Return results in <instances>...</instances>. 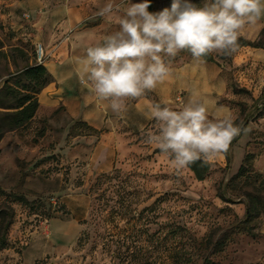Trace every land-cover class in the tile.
Segmentation results:
<instances>
[{"label": "rangeland", "instance_id": "1", "mask_svg": "<svg viewBox=\"0 0 264 264\" xmlns=\"http://www.w3.org/2000/svg\"><path fill=\"white\" fill-rule=\"evenodd\" d=\"M82 2L83 15L102 17L110 0ZM111 2L123 11L122 0ZM256 70L243 73L246 87L229 73L233 97L220 104L241 132L202 181L172 167L146 133L130 152L87 160L97 136L60 109L37 110L27 126L4 133L0 264H264V71ZM252 205L259 215L246 226Z\"/></svg>", "mask_w": 264, "mask_h": 264}, {"label": "clouds", "instance_id": "2", "mask_svg": "<svg viewBox=\"0 0 264 264\" xmlns=\"http://www.w3.org/2000/svg\"><path fill=\"white\" fill-rule=\"evenodd\" d=\"M148 7L147 0L131 4L120 16L119 5L110 0L100 9L99 15L115 17L121 30L87 47L77 59L78 79L93 108L117 119H123L129 98L161 86L162 103L167 106L149 102L146 111L140 109L146 119L157 121L156 131L146 133V142L169 157L177 170L196 161L209 164L227 152L241 127L232 109L217 106L205 89L184 86L183 75L178 73L191 71L207 79L203 58L212 52H236L240 30L257 25L264 15V0H208L199 8L187 0H173L170 9L156 13ZM181 49L190 50L193 62L173 69L162 54L174 57ZM260 62L264 53L254 55L253 66ZM176 81L189 98L174 110L165 92ZM214 89L223 95L222 86Z\"/></svg>", "mask_w": 264, "mask_h": 264}, {"label": "crops", "instance_id": "3", "mask_svg": "<svg viewBox=\"0 0 264 264\" xmlns=\"http://www.w3.org/2000/svg\"><path fill=\"white\" fill-rule=\"evenodd\" d=\"M144 2L145 0H122V5L125 9L131 4ZM147 2L148 10L156 13L165 8L170 9L173 0ZM206 2L208 0H187V3L198 8L203 7ZM85 9L82 0H0V40L4 44V51L17 47L23 49L30 63L33 61L34 46L42 45L45 52L42 65L46 68L50 81L38 94V112H54L60 109L64 120L80 123L92 131L97 136L98 144L86 150V159L96 163L101 157L106 160L110 150L123 154V151L130 152L137 148V144L133 146L138 142L137 138L152 129L155 130L157 124L155 119H146L140 109L146 111L149 102L159 103L161 108L167 105L162 103L163 93L161 86H158L153 90H145L141 97L129 98L126 101L128 110L123 119L113 118L93 108L91 100L86 97V89L82 87L77 76V59L85 55L87 47L102 41L103 36L120 31L121 25L115 22V17L85 16L82 14ZM118 15L123 16L124 12L121 11ZM262 29L264 15L257 25H245L237 38L253 42ZM258 53H264V49L240 47L236 52L230 53L227 60L220 58V52H212L210 54L214 60L205 61L204 65L207 79L191 71L178 75H183L184 86L205 89L217 100V106L230 108L227 104H220L224 97H233L229 90V73L237 74L241 86H248V82L252 81L243 79L244 72L247 76L258 77L259 74H255L256 69L259 70L258 73L264 71V62L253 66L254 55ZM162 56L165 63L173 69L193 62L192 53L188 49L179 50L174 57L165 54ZM218 86L223 87V95L215 92L214 88ZM179 94L181 103H186L189 93L183 90L179 81L167 85L165 95L174 110L178 106L174 98ZM260 232L264 233V224Z\"/></svg>", "mask_w": 264, "mask_h": 264}, {"label": "trees", "instance_id": "4", "mask_svg": "<svg viewBox=\"0 0 264 264\" xmlns=\"http://www.w3.org/2000/svg\"><path fill=\"white\" fill-rule=\"evenodd\" d=\"M236 45L237 48L264 49V29L255 41L248 42L237 38ZM3 47L4 44L0 40V61L4 62L2 71H0V110L2 111L0 112V138L4 133L24 128L33 120L39 108L38 94L50 81L46 68L35 61L34 55L33 61L30 63L23 49L17 47L4 51L2 50ZM229 56V53H221L220 58L229 60ZM18 59L21 60V64L18 63ZM203 59L211 62L214 60L210 53ZM188 167L197 181H202L209 170V165L202 164V161H196ZM242 168V166L239 168L238 174L241 173ZM250 200L256 201L258 204V200L255 198L250 197ZM255 206H247L242 221L244 225L247 226L253 218L259 215L256 213L257 208ZM0 217L4 220L3 214H0ZM8 225L5 226L4 232ZM3 246L2 235L0 248Z\"/></svg>", "mask_w": 264, "mask_h": 264}, {"label": "built area", "instance_id": "5", "mask_svg": "<svg viewBox=\"0 0 264 264\" xmlns=\"http://www.w3.org/2000/svg\"><path fill=\"white\" fill-rule=\"evenodd\" d=\"M34 59L38 64H42L45 60V52L41 44H36L34 46ZM174 102L176 103V105H179L181 103L180 94L174 98Z\"/></svg>", "mask_w": 264, "mask_h": 264}]
</instances>
